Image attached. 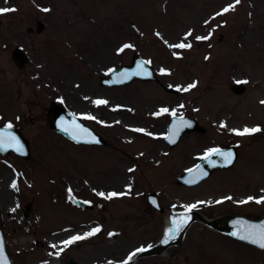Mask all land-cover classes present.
Masks as SVG:
<instances>
[{
  "label": "rangeland",
  "instance_id": "rangeland-1",
  "mask_svg": "<svg viewBox=\"0 0 264 264\" xmlns=\"http://www.w3.org/2000/svg\"><path fill=\"white\" fill-rule=\"evenodd\" d=\"M233 4L235 0H0V7L15 9L0 14V125L17 127L31 147L29 158L0 153V226L14 264H68L70 256L87 264L125 261L165 234L166 213L148 201L151 191L166 211L196 205L192 209L208 217L264 216V203L255 202L264 197V0H241L223 12ZM38 19L45 23L41 32L36 31ZM179 43L192 47H171ZM125 44L132 47L120 52ZM17 45L29 56L22 68L11 56ZM135 54L151 61L161 83L179 92H169L157 81L101 84L109 70L131 63ZM217 80L221 84L208 99L194 88L183 91L193 83L203 87ZM238 81H246L240 94L231 89ZM97 100L126 102L132 108L128 114L109 112ZM53 101L66 105L108 143L77 144L50 128ZM163 108L169 112L155 115ZM173 111L197 118L206 131H188L171 147L164 135ZM121 123L163 131L158 138L167 153L144 160L146 146ZM246 127L261 131L244 136L232 131ZM229 144L239 152L232 167L215 170L196 186L177 183L176 176L208 149ZM168 157L177 160L171 168ZM111 192L125 195L107 199ZM73 196L93 208L76 206ZM249 197L255 199L240 203ZM30 201L34 205L25 218ZM94 228L100 231L64 244ZM133 264H264V249L196 221L180 245Z\"/></svg>",
  "mask_w": 264,
  "mask_h": 264
},
{
  "label": "water",
  "instance_id": "water-1",
  "mask_svg": "<svg viewBox=\"0 0 264 264\" xmlns=\"http://www.w3.org/2000/svg\"><path fill=\"white\" fill-rule=\"evenodd\" d=\"M44 27H45V24L42 20L36 21V31L37 32H41L44 29ZM29 30H32V27H30ZM11 56L19 68L24 67L28 61L27 54L23 51V49L20 46H16L12 50ZM142 62H143L144 69L150 72L151 75H143V74L131 75L130 79H124L123 74L125 73L131 74V73L142 71L140 68H138V65H140ZM147 62L148 61L142 55L135 54L130 64H122L116 68L111 69L107 73V76L101 78V83L107 86H118V85H124V84L130 83L137 79L144 80V81L154 80V81L161 82L159 76L155 73L152 65ZM163 86L169 92H172V93L179 92V89L175 88L174 86H168L165 84H163ZM245 88L246 86L242 83H236L231 86V89L236 93H243ZM48 116H49L48 125L53 130L63 134L64 136H66L67 138H69L70 140L76 143L101 144V145H105L108 143L107 139L103 137L102 134H100L98 131L93 129L91 126L83 122L76 114H74L66 106L61 105L58 102H55V101L51 102ZM181 117L183 118V122L190 123V126H185L184 123L181 121ZM61 124H63L65 128H69V129H73L74 124L80 125V128L86 131L77 130L79 134L85 136V138L87 139L88 134L90 133L92 136L96 138V140L99 141V143H94V142L89 143V142H86V139L80 140V142H77V140L72 138L73 137L72 131H67V132L64 131L60 127ZM173 124H176L177 127L181 129L179 131V135L175 138L176 139L175 143H171L169 139L167 138L172 135ZM0 130H7L11 132L13 135H15L19 139L20 143L23 145V152H18L14 148H7L6 150H0L1 153L6 155L10 152H14L17 155L24 157V158L30 157L31 148H30L29 140L21 133V131L18 128L12 126L11 129H6V126L0 125ZM190 130H197L200 132H205L206 128L201 126L198 123L196 118L191 117L187 114L171 116V120L168 125V131H167V134L165 135V139L167 140L170 146H175L179 143L182 135L186 131H190ZM216 148H219L225 152L230 151L234 153V159L232 163L225 164L223 161V158L218 155H213L211 157V160L215 162L214 164H210L208 160H205L202 158L201 160L196 162L193 166L189 167L184 173L179 174L176 177L177 183L186 185V186H195L199 184L200 182H202L204 179L208 178L215 169L229 168L233 166V164L235 163L238 157L237 147L235 145H228L226 147H216ZM198 165L200 166L199 168H197ZM189 170H192V171H189ZM203 173H207V175H203ZM189 181H193V182L190 183ZM147 199L155 208H157L161 212H164V213L169 212L175 217L177 216L190 217L188 223L178 233H176L175 239H170L168 243L163 242L165 237L167 236V235H164L157 242L151 245L142 247L145 249V251L136 252V254L132 256L131 260L128 259L122 262L113 261V262H106L103 264H133L140 257L163 254L170 246H173V245L178 246L182 243L186 230L195 221H201L207 224L208 226H210L211 228L227 233L239 240H242V239H240L238 235H233V233L243 234L244 230L249 226L264 225V216L260 218H253V217L247 216L245 214H240V213H236V214L226 213V214H221L216 217H208L203 212L197 209H191L190 211L188 209L166 211L165 208L160 204V200H159L157 193L153 191L147 194ZM72 201L75 204L83 208L93 207V205L90 202L87 201L88 203H85L86 202L85 200L78 198V197H73ZM26 208L29 209L30 205L27 204ZM242 241L248 242L252 245H255L261 248L258 244H254L249 240H242ZM0 243H2V246H3V251H2L3 264H14L7 250L6 239H5V235L3 232V228L1 226H0ZM68 264H87V263L81 262L77 260L76 258H74L73 256H70L68 259Z\"/></svg>",
  "mask_w": 264,
  "mask_h": 264
},
{
  "label": "snow or ice",
  "instance_id": "snow-or-ice-1",
  "mask_svg": "<svg viewBox=\"0 0 264 264\" xmlns=\"http://www.w3.org/2000/svg\"><path fill=\"white\" fill-rule=\"evenodd\" d=\"M240 2H241V0H235V4H239ZM235 4L229 5L228 7L224 8L223 12L226 13V12L230 11L231 9L234 8ZM13 11H15L14 8L0 7V14H6V13H9V12H13ZM44 11H49V9H44ZM221 14L222 13H217V15H221ZM157 35H159V33H157ZM188 35H191V33H188ZM209 38H210L209 36H198V37H196L197 40H207ZM131 47H132L131 44H125V45H123V47H121L119 49V51L123 52L124 49L131 48ZM171 47H175V48H191L192 45L190 43H187V44L186 43H179V44H176V45H171ZM206 59H207V57H206ZM147 63H151V61H148ZM138 68H140L142 71L131 73V74L125 73V74H123L124 79H130L131 75H141V74H143V75H151L150 72H148L146 69H144L143 62L140 65H138ZM238 83H246V81H244V82H239L238 81ZM195 87H196V84L193 83V84L188 85L187 88H184L183 91H188L191 88H195ZM95 103L97 105H100V104H107L108 102L106 100H97V101H95ZM262 103H264V101H262ZM167 112H169V109L163 108L159 112L155 113V115L159 116L162 113H167ZM171 114L173 116L176 115V113L174 111ZM85 118L86 119H91V120H95L96 119V117H94V116H86ZM181 121L183 122V118L182 117H181ZM183 123H184L185 126H190V123H188V122H183ZM221 126L222 127H226V125H221ZM60 127L66 132L67 131H72V133H73V137L72 138L77 140V142H80V140H85L86 139L85 136L79 134V132L77 131V130L86 131V130H82L80 128V125H75L74 124V128L73 129L65 128L63 124H61ZM11 128H12V125H11V123H9L6 126V129H11ZM180 130L181 129L178 128L176 124H173L172 135L167 137L171 143H175L176 142L175 138L179 135V131ZM135 131L144 132L145 130L144 129H135ZM232 131L236 135L244 136V135H249V134L261 131V129L259 127H255V128H247L246 127L243 130L233 129ZM149 135H151V133H149ZM86 142L99 143V141L96 140V138L94 136H92L90 133L88 134V138L86 139ZM7 148H14L18 152H23V145L20 143L19 139L15 135H13L11 132H9L7 130H0V150H6ZM213 155H218V156L222 157L225 164H231L233 159H234V153H232L230 151L225 152V151H222L219 148L208 149L207 152L205 153L203 159L208 160V162L210 164H214L215 162L211 160V157ZM199 167L200 166L198 165L197 168H199ZM129 171H132V169H129ZM189 171H192V170H189ZM203 175H207V173H203ZM189 182L192 183L193 181H189ZM12 187L15 188L16 185L13 184ZM69 191H71V190H69ZM98 195L99 196H105V193L99 192ZM123 195H125V193L111 192V193L107 194L106 198L107 199H112L113 197L123 196ZM225 199H231V197H225ZM254 199H255L254 197H249L248 200L240 201V203H242V204L243 203H248L249 201H252ZM220 202L221 201H217V203H220ZM255 202L256 203H264V197H261L260 199L256 200ZM85 203H88V202L86 201ZM187 207H188V210L190 211L192 208L196 207V205H190V206H187ZM189 219H190V217H187V216H184V217H182L179 220L174 218L173 221H172L173 227H171V228H169L167 230L168 234L165 237L163 242L164 243H168V241L170 239H175L176 233H178L188 223ZM99 231H100V228H94V229H92V231H90L88 233H85L84 236H79L78 235V236L72 237L68 241H64V244L67 245V244H71V243H73V242H75L77 240L85 239L88 236L95 235ZM233 235H238L240 239L249 240V241H251L254 244H258L261 248H264V225L249 226V227H247L244 230L243 234L233 233ZM53 247H55V245H53ZM2 251H3V246H2V243H0V264H3ZM143 251H145L144 248L137 249V252H143ZM133 255H135V253H133ZM128 259L131 260L132 256H129Z\"/></svg>",
  "mask_w": 264,
  "mask_h": 264
},
{
  "label": "bare ground",
  "instance_id": "bare-ground-1",
  "mask_svg": "<svg viewBox=\"0 0 264 264\" xmlns=\"http://www.w3.org/2000/svg\"><path fill=\"white\" fill-rule=\"evenodd\" d=\"M215 76V75H214ZM217 77V76H215ZM221 82L219 80L216 81V83H207L206 85H204L202 87L201 83L199 86H196L194 88L195 91H198L197 93H204V96L206 99H208L209 97L213 96L215 91L214 89L219 88ZM72 93L75 94L76 96H79L80 93L73 88L72 89ZM142 93H140L141 95ZM197 94V95H198ZM88 99V101L92 102L93 98L92 97H86ZM108 102V100H106ZM102 107H108L107 110L109 112H114V113H123V114H128V112L131 111L132 108V104L126 103V102H117L115 104H111V103H107V104H101ZM121 128L126 131V132H133L135 134L138 135V138L135 141H139L141 142V144L146 146V152L144 154V160H156L157 156H163L167 153V151L165 150L164 146L162 145V143H159V138L158 136L160 135V133H162L163 131H158L159 133H154L152 131H150L149 129L142 127V126H137V125H133V124H128V123H121L120 124ZM135 129H144V132H138L135 131ZM149 133H151V135H149ZM122 140L124 141H128L133 139L132 136H122L121 137ZM144 146V147H145ZM168 166L169 168H171V166H173L174 164L177 163V160H172L168 157ZM124 193V192H121ZM130 202L134 203V205L137 203V201H135V199H131ZM130 205V203H129ZM184 216H177L175 217L174 215L170 214L169 212L166 213V218H165V235H167V230L171 227H173L172 221L173 219H181ZM133 253H136V251H134ZM133 256V254H132Z\"/></svg>",
  "mask_w": 264,
  "mask_h": 264
},
{
  "label": "flooded vegetation",
  "instance_id": "flooded-vegetation-1",
  "mask_svg": "<svg viewBox=\"0 0 264 264\" xmlns=\"http://www.w3.org/2000/svg\"><path fill=\"white\" fill-rule=\"evenodd\" d=\"M20 176H21V175H20ZM28 203L31 204V208H32L33 205H34V202L30 201V202H28ZM29 213H30V212H29ZM29 213H27V215H25V211H24V212H23V216H24L25 218H28ZM45 220H46L47 225H50L51 222H49L47 219H45ZM51 221H52V219H51ZM48 222H49V223H48ZM36 242H39V239H36Z\"/></svg>",
  "mask_w": 264,
  "mask_h": 264
}]
</instances>
